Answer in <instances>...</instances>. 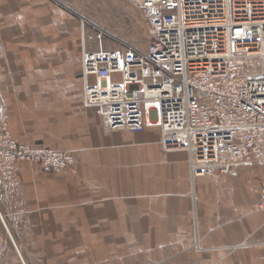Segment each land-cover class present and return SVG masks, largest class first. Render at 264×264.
I'll list each match as a JSON object with an SVG mask.
<instances>
[{"label":"crops","instance_id":"obj_1","mask_svg":"<svg viewBox=\"0 0 264 264\" xmlns=\"http://www.w3.org/2000/svg\"><path fill=\"white\" fill-rule=\"evenodd\" d=\"M73 10L0 0L12 133L75 157L65 174L21 163L0 182V264H262L264 183L249 199L243 187L264 168L193 177L188 153L164 151L141 106L87 108L82 55L105 38Z\"/></svg>","mask_w":264,"mask_h":264},{"label":"built area","instance_id":"obj_2","mask_svg":"<svg viewBox=\"0 0 264 264\" xmlns=\"http://www.w3.org/2000/svg\"><path fill=\"white\" fill-rule=\"evenodd\" d=\"M132 1L151 44L85 51L84 105L141 106L163 150L188 153L193 177L264 168V0ZM21 163L60 175L75 157L17 140L0 96V182H12ZM259 195L264 212V188Z\"/></svg>","mask_w":264,"mask_h":264},{"label":"rangeland","instance_id":"obj_3","mask_svg":"<svg viewBox=\"0 0 264 264\" xmlns=\"http://www.w3.org/2000/svg\"><path fill=\"white\" fill-rule=\"evenodd\" d=\"M65 1L66 6L75 10L73 13L86 18L91 31L103 34L104 49L132 46L144 52L148 50L151 44L148 22L132 0ZM97 44L100 43L97 41ZM251 172L252 170H249L243 175ZM252 177V181L246 182L243 187V193L248 199L252 196L255 185L264 183V171L258 170Z\"/></svg>","mask_w":264,"mask_h":264}]
</instances>
